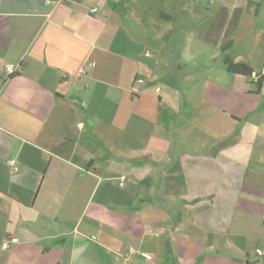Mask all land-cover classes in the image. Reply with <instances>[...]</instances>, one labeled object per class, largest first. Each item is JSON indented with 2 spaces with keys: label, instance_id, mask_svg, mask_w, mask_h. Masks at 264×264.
Listing matches in <instances>:
<instances>
[{
  "label": "crops",
  "instance_id": "0c3cea01",
  "mask_svg": "<svg viewBox=\"0 0 264 264\" xmlns=\"http://www.w3.org/2000/svg\"><path fill=\"white\" fill-rule=\"evenodd\" d=\"M227 4L215 51L260 88L223 63L177 113L182 0H0V264H264V27Z\"/></svg>",
  "mask_w": 264,
  "mask_h": 264
},
{
  "label": "rangeland",
  "instance_id": "374dc122",
  "mask_svg": "<svg viewBox=\"0 0 264 264\" xmlns=\"http://www.w3.org/2000/svg\"><path fill=\"white\" fill-rule=\"evenodd\" d=\"M182 1L185 4V10L182 13L181 20L179 21L178 18L173 21L171 20L168 22L166 28H160L159 26V28L155 30L158 35L157 39L160 43L166 41L169 37H173L180 43L182 40L189 41L187 51L183 53L182 56H179V58L163 52L161 55L162 61L159 62L157 66L155 65L154 70L157 76L156 84L159 88L166 90L168 81L172 87L177 88L178 91L174 93V98L172 99L174 104L176 103L175 111H177V113L179 111L176 102L178 96H182L181 91L185 90L184 88L198 86V81L201 80L202 70H216L219 66L223 67L222 59L226 55L230 58L235 56L234 51L229 54H224L220 50L215 51L214 44L220 39V37L217 36V26L224 23L226 27L228 26L229 29H231L233 27L232 25L236 23V18L240 13L239 9H235V11L229 10L230 4L225 5V2H231L232 0ZM251 1L253 4H249V7H254L255 10L252 12H255V16L261 17L258 23L260 24L262 22L264 27V0ZM158 4H161V2H158ZM167 5L165 3L164 7L166 8ZM150 20L152 22H157L159 25L165 22L163 18L156 19L152 17ZM176 23H184V31H178L173 35L169 34V27ZM213 54L216 56H213ZM177 64L182 65L181 71H177ZM172 67V76L169 80L167 79V75Z\"/></svg>",
  "mask_w": 264,
  "mask_h": 264
},
{
  "label": "built area",
  "instance_id": "2783aa9c",
  "mask_svg": "<svg viewBox=\"0 0 264 264\" xmlns=\"http://www.w3.org/2000/svg\"><path fill=\"white\" fill-rule=\"evenodd\" d=\"M93 10H95V9H93ZM3 70L5 71V73L7 75H11V74H13L16 71V67L14 65L10 64V63H4L3 64ZM80 72L83 73L84 69H80ZM251 78H252V80L254 82H257L259 80L260 76L257 73L252 72L251 73ZM138 81L142 82L141 79L138 80ZM124 179H125V176L121 175L120 176V184H122ZM11 241H14L13 237H10V238L6 239L1 245L2 249H7L9 247V242H11ZM255 253H256L257 256H259L261 258L264 257V249H262L260 247H257L255 249Z\"/></svg>",
  "mask_w": 264,
  "mask_h": 264
},
{
  "label": "trees",
  "instance_id": "16d2710c",
  "mask_svg": "<svg viewBox=\"0 0 264 264\" xmlns=\"http://www.w3.org/2000/svg\"><path fill=\"white\" fill-rule=\"evenodd\" d=\"M223 63L228 72L233 74H241L244 76H251L252 69L245 63L235 62L229 56L223 58ZM261 84V79L256 82V89L259 90Z\"/></svg>",
  "mask_w": 264,
  "mask_h": 264
}]
</instances>
